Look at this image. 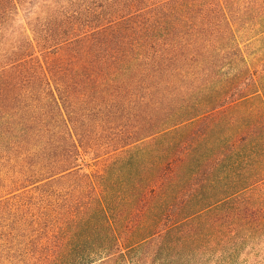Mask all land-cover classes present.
I'll list each match as a JSON object with an SVG mask.
<instances>
[{
    "label": "trees",
    "instance_id": "trees-1",
    "mask_svg": "<svg viewBox=\"0 0 264 264\" xmlns=\"http://www.w3.org/2000/svg\"><path fill=\"white\" fill-rule=\"evenodd\" d=\"M34 2L0 0V264H264V0Z\"/></svg>",
    "mask_w": 264,
    "mask_h": 264
},
{
    "label": "rangeland",
    "instance_id": "rangeland-1",
    "mask_svg": "<svg viewBox=\"0 0 264 264\" xmlns=\"http://www.w3.org/2000/svg\"><path fill=\"white\" fill-rule=\"evenodd\" d=\"M34 1L35 2H34V5L32 6V8L35 5H41L44 2V0H34ZM13 19H14L13 20L14 21V23H13V30H19L18 27L19 26H22L21 22L23 20L22 17H21V15L20 16H19V14L18 15L17 14L14 15L13 16ZM258 37H259V39H257ZM256 39H257V42L258 43L255 44L254 39H253V42L254 43H252L251 48H249V51H251L252 54H253V50L257 46H259L260 44L264 45V33H262V35L258 34L257 37L255 38V40ZM28 88H29V91H31L30 94L32 95L33 98H37L41 94L40 91L37 89L38 87H35V86L32 87V86H30ZM68 90L75 97H78L81 94V92H82V89H81V87L78 84L75 85V86L70 85L68 87ZM0 91L2 92L3 96L4 95L9 96L10 97L9 99H11V98H13V96H15L16 94H18L19 88H11V87L8 88V87H6V88H1ZM50 102H51V99H50ZM51 106L55 107V104L52 102L51 103ZM68 109H69V114L70 115H73V117L78 116L76 113L71 112L72 111V106L71 105H69V108ZM56 114H57V112H56ZM160 146H161L160 143H157V145H154L152 148L149 149L147 155L150 156V157L151 156L152 157H158V155L160 154ZM83 165H85V167H86V169L88 171H94V170L100 171V170H102V168L104 167L105 164L103 162V159H91V158H87L86 161L83 163ZM240 259L241 260H244L245 259L246 261H254V260L251 259L250 256H248L246 258V256L244 254H242L240 256Z\"/></svg>",
    "mask_w": 264,
    "mask_h": 264
}]
</instances>
